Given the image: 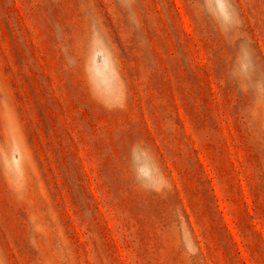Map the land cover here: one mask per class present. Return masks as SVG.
<instances>
[{
  "label": "rangeland",
  "instance_id": "obj_1",
  "mask_svg": "<svg viewBox=\"0 0 264 264\" xmlns=\"http://www.w3.org/2000/svg\"><path fill=\"white\" fill-rule=\"evenodd\" d=\"M0 264H264V0H0Z\"/></svg>",
  "mask_w": 264,
  "mask_h": 264
}]
</instances>
